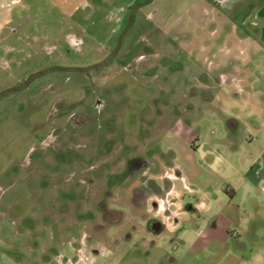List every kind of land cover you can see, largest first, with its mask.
I'll use <instances>...</instances> for the list:
<instances>
[{
	"label": "rangeland",
	"instance_id": "1",
	"mask_svg": "<svg viewBox=\"0 0 264 264\" xmlns=\"http://www.w3.org/2000/svg\"><path fill=\"white\" fill-rule=\"evenodd\" d=\"M15 1L0 14V92L52 65L100 62L132 7L147 0H69L67 12L46 0ZM197 1L153 0L137 10L105 67L53 71L0 98V264L127 263V248L150 244L155 237L145 231L162 215L155 201L140 205L134 188L144 180L151 198L160 195L158 184L171 180L170 149L185 185L195 177L223 182V65L236 58L231 71L249 68L264 88V44L236 30L238 0H202L206 12ZM260 2L237 5L250 16ZM199 138L212 154L198 176L189 153ZM136 155L161 167L125 178ZM125 232L146 237L109 253Z\"/></svg>",
	"mask_w": 264,
	"mask_h": 264
},
{
	"label": "crops",
	"instance_id": "2",
	"mask_svg": "<svg viewBox=\"0 0 264 264\" xmlns=\"http://www.w3.org/2000/svg\"><path fill=\"white\" fill-rule=\"evenodd\" d=\"M8 1L0 0V14L8 7ZM23 1L16 0L14 7ZM238 1L232 20L237 23L239 35L264 44L262 0L250 16L242 14L244 8L237 5ZM45 2L66 12L69 5V0ZM84 2L81 0L80 4ZM91 2L93 6L95 3L100 6L103 0ZM197 2L206 12L202 0ZM24 22V19L18 22V27L22 28ZM235 65L236 58L229 65H223L224 129L223 136L217 139L223 140V182L197 181L195 177L196 182L185 185L188 175L184 166L176 163L178 153L173 151L168 186L158 184L163 192L156 198L147 196L144 202L155 201L162 213L151 221L159 222L161 229L145 231L155 239L141 245L145 233L127 235L125 232L123 243L109 250L119 255L126 244L135 243L139 247L140 242L138 249L132 245L127 248L129 261L125 264H264V88L257 87L259 76L249 68L238 65L231 71ZM197 140L189 153V158H193L189 171L194 170L199 176L198 166L206 162L212 149L205 139ZM176 181H182L184 187H178ZM170 194L174 197H169Z\"/></svg>",
	"mask_w": 264,
	"mask_h": 264
},
{
	"label": "water",
	"instance_id": "3",
	"mask_svg": "<svg viewBox=\"0 0 264 264\" xmlns=\"http://www.w3.org/2000/svg\"><path fill=\"white\" fill-rule=\"evenodd\" d=\"M152 1L153 0H147L145 2H141V3H138L135 6H133L132 10L129 13L127 24H126L125 28L121 31L114 50L110 54H108V56H106V58H104L100 62H96L92 65L85 66V67H63V66L52 65L48 68H45V69H42L39 71H35V72L31 73L26 78V80L23 83L19 84L18 86L12 87V88H7V89L1 91L0 92V98L7 95V94L12 93V92H17V91L27 89L35 79H37L40 76H43L47 73H51L53 71H64V72L76 71V72L88 73L92 70H100L101 68L105 67L107 64H109L118 55V53L122 47V44H123L124 36L132 24L134 13L138 9H140L144 5L149 4ZM150 229L153 231H159L161 229L160 223L159 222L155 223L154 227H151Z\"/></svg>",
	"mask_w": 264,
	"mask_h": 264
},
{
	"label": "flooded vegetation",
	"instance_id": "4",
	"mask_svg": "<svg viewBox=\"0 0 264 264\" xmlns=\"http://www.w3.org/2000/svg\"><path fill=\"white\" fill-rule=\"evenodd\" d=\"M133 8V7H132ZM132 10V9H131ZM139 10V9H138ZM137 12V11H136ZM136 12L133 15V20H134V16L136 14ZM130 13V12H129ZM128 13V16H129ZM132 20V22H133ZM132 25V24H131ZM131 27V26H130ZM18 28V26H17ZM19 29V28H18ZM130 29V28H129ZM126 35V34H125ZM98 104H101L100 101L97 102ZM78 120H80V118H77ZM161 152H163V150H160ZM170 151L173 152L172 149H170ZM161 166L159 165V162L153 161L151 160V158H147V157H143V156H133L129 162H128V167L127 169L123 172V176H125V178H129L132 176L133 173L135 172H143V170H145L146 168H151L152 170L156 171L160 168ZM157 172V171H156ZM142 178V177H141ZM143 181H141V186H136L134 189L135 190H139V194H141L140 196H137L136 194H134L135 196V200L139 201L140 205H143L145 202V199L147 198V196L149 195V187L146 185L148 182L143 183ZM156 182H153V184H155ZM145 185V186H143ZM157 185V183H156ZM143 188V189H142ZM155 222H152L151 227H154Z\"/></svg>",
	"mask_w": 264,
	"mask_h": 264
}]
</instances>
